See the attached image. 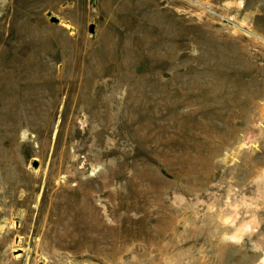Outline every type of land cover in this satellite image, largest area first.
Returning <instances> with one entry per match:
<instances>
[{"label":"rangeland","instance_id":"rangeland-1","mask_svg":"<svg viewBox=\"0 0 264 264\" xmlns=\"http://www.w3.org/2000/svg\"><path fill=\"white\" fill-rule=\"evenodd\" d=\"M0 264H264V0H0Z\"/></svg>","mask_w":264,"mask_h":264},{"label":"water","instance_id":"water-1","mask_svg":"<svg viewBox=\"0 0 264 264\" xmlns=\"http://www.w3.org/2000/svg\"><path fill=\"white\" fill-rule=\"evenodd\" d=\"M51 20H52L53 22H58V21H59V19L56 18V17H53Z\"/></svg>","mask_w":264,"mask_h":264}]
</instances>
